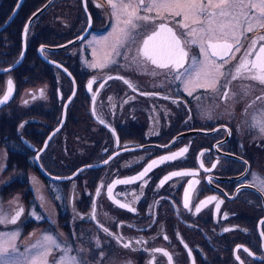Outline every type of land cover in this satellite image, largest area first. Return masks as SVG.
Listing matches in <instances>:
<instances>
[{
	"label": "flooded vegetation",
	"instance_id": "flooded-vegetation-1",
	"mask_svg": "<svg viewBox=\"0 0 264 264\" xmlns=\"http://www.w3.org/2000/svg\"><path fill=\"white\" fill-rule=\"evenodd\" d=\"M46 1L48 5L55 0H25L24 7H33L28 13L30 14L38 5ZM84 1L86 11L82 7L81 0H60L59 32L53 37H56L59 43L74 36L79 32L76 30H82L87 25L88 32H104L109 29L112 21L115 24L109 6L96 5L94 0ZM15 2L16 0H13L9 13ZM19 12L20 7L17 5L10 23H15L12 31L13 39L19 36L21 41V30L18 35L17 23ZM7 26V24L3 26L0 32H4ZM151 31L152 27L148 26L143 35L136 37L135 43H130L124 48L129 58L136 55L142 39ZM261 35H264V29L255 28L240 37L241 51L235 53V59L229 57L230 62L225 66L226 73L249 49L253 40L256 41V50L264 44V41L259 39ZM41 42L37 43L36 50ZM79 42L80 40L78 44ZM190 52L195 53V46ZM197 52H199L198 47ZM75 57L77 64L74 66H77L78 48L70 53L69 60ZM121 58L124 63L130 61L123 55ZM24 78L25 76H22V80ZM219 84L215 91L201 88L200 97H188L187 101L183 100V104L176 100L172 105L176 116L174 129H161L157 130L156 135H145L146 126L143 132L139 133L130 131L131 124L126 126L127 138L133 137L145 141L158 139L159 142L174 138L179 130L188 126L200 127L203 131L183 135L171 143L172 148L179 144H188L189 153L182 156L180 160L182 165L174 166L170 165L172 160L160 162L158 159L157 164L147 173L149 175L147 183L136 179L124 185L126 189L122 200L117 197L118 184L113 185L114 199L110 198L107 189H104L107 204L116 208L108 207L107 220L103 228H107L113 234L122 235L124 242L131 241V248H123L113 236L105 233L98 224V218L94 225L90 219L72 215L63 202L57 214L60 229L58 239L71 246L72 255H77V249H83L80 255L87 264H150V262L152 264H264V236L261 235V232H264V224L261 223L264 221V192L258 186H253V174L264 178V134L252 127V116L264 106V103L261 104L256 100L257 97L264 96V85L244 75L231 80L226 87L225 78H221ZM234 84H236V98L226 100L223 93L228 91L229 94ZM172 88L175 86L172 85ZM158 90L164 93L172 92L171 89ZM251 101L253 104H250ZM243 111L249 112L248 117L242 115ZM221 138L225 140V144L222 148H217L218 140ZM198 149L202 150L203 155L200 156L199 165H195L194 151ZM158 151L161 154H151L142 160H133L132 166L126 170V179L135 177L133 173L137 170L143 171L145 169L143 162L149 158L155 156L151 159L154 161L159 156L168 154ZM204 158L210 163L206 164ZM214 158H220L221 162V165L215 168L212 167L216 162L213 163ZM184 171L191 174L172 176L163 185L160 184L165 176ZM203 177L205 180L202 179ZM208 177L212 182L207 180ZM190 181L193 182L191 185L188 183ZM186 190L189 205L187 208L184 207ZM233 191L234 194L230 196ZM210 197L216 199L210 200L208 199ZM1 199L0 189V211H2ZM116 200L130 204L136 211L119 207L115 203ZM97 201L100 202V197ZM201 201L205 203L197 212L196 206L200 205ZM86 202L87 198L84 197L78 204L84 206ZM217 204H219L218 209ZM40 216L42 219L37 221L45 222V215L40 212ZM33 218V215H27L20 224L11 225L9 231L19 233L18 240L15 241L16 245L24 243L26 247H30L34 243V230L31 229ZM222 225H226L230 230L220 231ZM165 236L167 239L164 238ZM97 239L100 241L99 247L96 246ZM137 240H142L143 243L137 245ZM157 248L169 253L172 257L171 261L162 252L152 251Z\"/></svg>",
	"mask_w": 264,
	"mask_h": 264
},
{
	"label": "snow or ice",
	"instance_id": "snow-or-ice-1",
	"mask_svg": "<svg viewBox=\"0 0 264 264\" xmlns=\"http://www.w3.org/2000/svg\"><path fill=\"white\" fill-rule=\"evenodd\" d=\"M107 3L112 9V16L116 21L112 32L102 41L104 47L110 50L103 52L102 60L91 63L90 67L106 68L117 62L114 57L123 55L126 60H130L131 64L144 66L145 70L147 64L154 66L151 72L153 76L159 74L156 69L164 71L174 81H180L189 96L193 95V91L197 88H210L215 91L221 78H225V87L231 80L242 75L264 85V44H261L256 50L255 40L252 41L249 49L240 57L234 67L227 73L225 71V66L230 62L229 57L235 59V53L241 51L240 37L252 32L255 28L264 29V0H107ZM142 12L144 14H141ZM148 26L152 27V31L142 39L136 50V55L129 58L127 52L121 53L120 49L130 43H135L136 37L143 35ZM25 30H27V25ZM259 39L264 41V35H261ZM193 46L198 47V54H191L190 49ZM108 79L123 80L124 78L109 76ZM124 82L135 90L129 81L124 80ZM92 83L93 81H89V89H91ZM8 84V93L0 98V104L9 99L12 81L9 80ZM223 95L227 98L228 91H225ZM256 100H264V96L257 97ZM100 122L104 123L103 120ZM252 127L264 134V108L258 109L252 116ZM186 151L187 148H182L177 153L160 157L159 161L175 159L178 156H183ZM111 158L109 157V159ZM104 163L107 164L108 160H105ZM156 164V160L151 161L138 176L116 180L113 181V184L107 185L109 197L113 198L114 184H128L136 179H141ZM212 167L215 168L216 165L213 164ZM189 174L191 173L187 171L173 172L165 176L160 184L163 185L172 176ZM253 180V186H258L264 192V178L253 174ZM144 183L147 181L145 180ZM191 183L190 181L189 184L191 185ZM101 187L97 188L98 194L101 192ZM115 203L121 208H127L132 212L136 211L130 204L121 203L119 200H116ZM204 203L205 201H201L200 205L196 206L197 212L200 211V206ZM188 206L186 190L184 207ZM216 207L218 209L219 204ZM23 212V207H19L9 219L0 211V224H15ZM33 216L37 220L42 219L35 213ZM92 218L95 219L94 212ZM261 223L264 224V221ZM101 227L103 228L102 225ZM229 230L225 229L224 231ZM103 231L113 236L123 248L132 247L131 241L124 242L122 235L113 234L107 228H103ZM261 235L264 236V232H261ZM18 236V232L0 234V264H49V257L53 255L54 251L59 253V256L53 258V264H87V261L80 255L83 249H77V255H72L73 249L70 245L60 241L57 236L47 233L42 234L30 247H26L24 253H18L16 245L12 243ZM164 238L167 239L166 236ZM142 243V240L136 241L137 245ZM96 246H100L99 239L96 240ZM152 251L154 253L162 252L168 256L169 261L172 259L171 255L163 249L157 248ZM244 251L248 250L244 249ZM237 259L239 260V256Z\"/></svg>",
	"mask_w": 264,
	"mask_h": 264
},
{
	"label": "rangeland",
	"instance_id": "rangeland-1",
	"mask_svg": "<svg viewBox=\"0 0 264 264\" xmlns=\"http://www.w3.org/2000/svg\"><path fill=\"white\" fill-rule=\"evenodd\" d=\"M96 5H108L107 0H94ZM21 11L28 13L33 7L29 6L27 8L24 7L25 5V0H23L21 2ZM59 6H60V0H55L53 2H50L47 6L46 9L48 10H43L30 24L29 26V30L27 32L26 35V39H27V46L25 49V54L24 57L21 61V63L19 65L16 66V68L0 73V85L1 88L6 87V83H7V79L8 77H11L12 79V87H13V93L10 96V98L8 99V102L3 106V103L0 105L1 107H3V109L5 110H9L11 108V106L13 105V103L15 104H20L23 107L26 106L25 98L28 97V94H25L24 92L16 94L17 88L19 87V78L17 77V74L20 70L23 71V75H25L28 71V69L32 68L33 66H39L42 63L38 61L37 56H39V54H35L34 49L35 46L38 42L43 41V40H47V43H59V40L54 36H56L59 32ZM163 15V13H161ZM7 30H5L4 32H0V66H5L10 64L9 62L12 63V61L15 59L16 56L19 55V47L17 46V48H15V50L12 49V45H11V40H12V31L14 29V26L11 24L10 22H8L7 24ZM113 21L109 27L108 30H105L104 32H99V31H89L85 36H83L79 42V45H75V44H68L65 47L60 48L56 51H49L47 49H43L42 53L44 55H48V56H53L56 57L59 61L63 62L61 64H63L67 69H70L75 78L77 77V74L80 73L84 68L87 69H91V71L94 72H98V71H105V70H119V71H123V72H130L131 74H133L134 77H136L137 79H139V81L141 83L144 84V86L151 88V89H171V91L175 92L177 91L180 95L181 92H185L183 89V86L181 85L180 81H174L172 79V77L170 75H167L166 73L163 74V71L160 69H156V71L159 73L156 76L151 75V72L154 68V66L147 64L146 66V70L145 67L143 68V66H137L135 64H131L130 61L124 63L122 62V58L121 56L119 57H114V59L117 61L115 64H111L106 68H92L89 65L93 62H99L102 60L103 57V52L105 51H109L110 49L105 48L104 45H102V41L104 36H108L109 33L112 32L113 30ZM44 27H46V29H44ZM104 35V36H103ZM44 38V39H42ZM87 49V53L85 52V47ZM79 49V63L77 66H74L77 64V59L76 57L69 60L70 57V53L72 51H74L75 49ZM121 51V49H120ZM19 52V53H18ZM121 53H125L124 48H122ZM18 54V55H17ZM194 54H198V52H195ZM66 62H64V61ZM219 62V61H218ZM120 66L119 68L115 69L112 68V66ZM60 67L57 65L56 67H54V72L57 71L58 74V78H57V84L61 90V95L62 97L64 96V89H65V85H66V76L60 71L58 70ZM18 69V70H17ZM15 71H16V75H15ZM226 71V70H225ZM44 73H48V71L46 70ZM104 73V72H102ZM77 80V78H76ZM40 81H33L32 85H25V86H21L20 87V91H24L27 87L29 86H37ZM26 84H30L28 82H26ZM172 85H175V88H172ZM219 82H218V84ZM77 86H78V82H77ZM235 88H236V84L233 85V88L231 89V92L228 94V97L226 100H233L236 98L235 95ZM200 88L195 89L193 92L199 90ZM202 89H206V88H202ZM210 89V88H208ZM89 93V91H87ZM186 93V92H185ZM187 94V93H186ZM78 95V87L75 91L74 96L72 97V99ZM182 96V95H181ZM36 97V96H35ZM144 96H142L141 100L143 99ZM191 97H200V93H193V95H191ZM148 100V104L153 107V110L151 111V114L146 113V124H147V129L144 132L145 135H156L157 130H161V129H174L176 128V121L175 118L176 116L174 115L175 110L172 108V104L175 103V101H171L170 98L168 97H157V96H153L150 95L146 97ZM43 100H47L46 98H42ZM30 101V100H27ZM177 102L178 103H182L183 101L180 98H177ZM261 104L264 103V100H260L259 101ZM250 104H253V101L250 102ZM99 106V104H98ZM256 106V105H255ZM264 108V106H263ZM124 112V110L122 111L121 106L117 107L116 110L110 114L109 116L112 119V123L111 126L115 127V123H117V119L119 118V116ZM243 116H247L249 115V112H245L243 111L242 113ZM39 119L41 121H46L47 118L46 117H39ZM40 120H35V122L40 123ZM136 122V120H135ZM35 127H37L36 124H34ZM139 130H141V127L133 124L130 127V131L131 132H138ZM220 131H217V133H219ZM5 137L3 135V133L1 132V128H0V183H3L4 181L13 178L14 175L17 174V168H15V166L12 164V162L8 159V152L6 150V146H8L9 143H7V141L3 140ZM155 142H159V140H154ZM223 144H225V140H223L222 138L218 140V146L217 148H222ZM171 145L173 144H169L167 146L164 147H157L155 148V150H163L166 148H169ZM153 145L151 146H146V147H139V148H135L133 149V151L135 153H140V152H144L147 150H154V148H152ZM91 150V148H90ZM44 150H42L40 152V154L43 152ZM129 151V150H127ZM126 151V152H127ZM120 156H114L112 157L110 160H108V163L110 161H112L114 164H117L118 161L117 159ZM205 161V158H204ZM108 163L107 164H103L102 167H100L101 173L99 176V183L101 187V192L98 194L97 193V197L95 198V204L97 203V199L98 197H100V214H103V223L106 224V220H107V212H108V205H107V200H106V196L104 193V188H105V178L107 177V175L105 174L108 169ZM124 164H120V166L125 165V162H123ZM206 164H209V161H205ZM183 163L180 161H174L172 163H170V165H182ZM216 166L221 165L220 162V158H216V162L214 163ZM54 165V164H52ZM59 172V171H56ZM84 177V175H82ZM27 177H28V182L27 185H29L34 194V200H32L31 202H28L26 200V197L23 196V192L17 188L14 192V196H17L19 199L16 201L14 198H10L12 199L13 202V206L15 204L17 205H22V206H27L26 208L28 209H32L34 212H36L37 208L34 207V201H36L37 204L41 205L43 211L46 214V219L51 218L52 220H56V222L59 223V217L57 216L56 213V209L57 206L55 204V202L53 201V199L50 197V189L49 186L44 183V181L42 180V178L38 175L37 172L28 169L27 171ZM81 177L79 175V177H76L74 179H71L70 182L72 183V185H74V183L76 181H80ZM26 185V188H28V186ZM72 185L69 186L65 192H64V199H68V197H70L74 190L72 189ZM54 190H56L57 192H55L56 194L59 195L61 194V191H59L60 185H53ZM92 190V189H91ZM89 191V194L91 195L92 191ZM59 191V192H58ZM42 194V196L40 197V195ZM9 197V191L6 193L5 198ZM75 200H77V196L75 193ZM102 204V205H101ZM102 206V207H101ZM71 207H73L71 205ZM113 208H116L114 206H110ZM89 208H90V204H88L87 210H85L84 212L86 213H90L89 212ZM73 210V215H78L80 214V210L73 208L70 209ZM43 229L44 233L47 234H51V230L50 229H44V227L42 225L37 226L36 229ZM13 232H18V231H9V230H0V234H11ZM43 233V234H44ZM41 237V236H40ZM18 240V237L16 238ZM16 239L12 242L15 244ZM18 249V253H24L25 250H22L21 248H17Z\"/></svg>",
	"mask_w": 264,
	"mask_h": 264
},
{
	"label": "trees",
	"instance_id": "trees-1",
	"mask_svg": "<svg viewBox=\"0 0 264 264\" xmlns=\"http://www.w3.org/2000/svg\"><path fill=\"white\" fill-rule=\"evenodd\" d=\"M12 2L13 0H1L0 1V23L3 21V19L5 18V16L9 13L10 11V8L12 6ZM18 20H17V23H18V35L20 33V29H21V25L23 23V18L22 16L18 15ZM19 43H20V40H19V36L13 40L12 42V49L15 50V48H17V46H19ZM34 52H35V49H34ZM42 63L45 65V66H49V75H48V78H53V74H51V70L52 68H50V65L46 62V61H42ZM30 71V69H29ZM45 72V70H43ZM41 71V72H43ZM26 76L28 77H33L35 76L36 74L35 73H27L25 74ZM56 108L58 107L57 103L55 102L53 104ZM11 121H9L8 118H5L4 120H2V124H7L10 122V125L13 126L14 128L17 127V125L21 122V119L19 117L18 114L14 116H12L11 118ZM72 130L73 132H79L83 138H84V141L86 142L85 145H90L92 146L93 148H97V145L98 143L101 141L100 137L99 136H95L94 133L90 132V131H84L82 129H80L79 127H77L76 125H73L72 126ZM13 132H17L16 130L13 129ZM79 149V148H77ZM93 154H83V153H80V149L77 151V157L75 158H72V162H75V163H79V162H84V161H88L92 158ZM31 161V160H30Z\"/></svg>",
	"mask_w": 264,
	"mask_h": 264
},
{
	"label": "water",
	"instance_id": "water-1",
	"mask_svg": "<svg viewBox=\"0 0 264 264\" xmlns=\"http://www.w3.org/2000/svg\"><path fill=\"white\" fill-rule=\"evenodd\" d=\"M7 69V68H6ZM40 171L43 175H46V176H51L50 174H48L42 167H40Z\"/></svg>",
	"mask_w": 264,
	"mask_h": 264
}]
</instances>
